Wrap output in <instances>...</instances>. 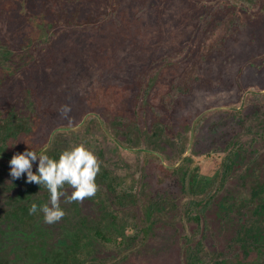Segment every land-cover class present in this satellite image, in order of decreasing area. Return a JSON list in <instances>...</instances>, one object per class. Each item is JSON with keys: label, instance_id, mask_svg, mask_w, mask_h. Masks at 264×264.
I'll list each match as a JSON object with an SVG mask.
<instances>
[{"label": "rangeland", "instance_id": "rangeland-1", "mask_svg": "<svg viewBox=\"0 0 264 264\" xmlns=\"http://www.w3.org/2000/svg\"><path fill=\"white\" fill-rule=\"evenodd\" d=\"M10 7L13 19L0 0V63L23 89L9 103L0 96V113L10 110L0 144L44 128L51 154L85 144L121 206L100 197L63 198L65 215L46 223L39 208L29 213L32 202L46 203L33 192L36 183H26L25 174L14 180L4 165L0 264H180L182 234L192 235L209 264H264V0H13ZM116 15L118 26L111 22ZM37 18L46 20L38 38L24 29ZM191 24L196 32L171 59L168 41ZM181 56L186 61L178 66ZM178 72L188 89L175 87L162 100ZM51 83L57 87L50 97ZM93 104L97 118L88 119ZM62 105L70 106L67 116ZM50 119L59 128L42 127ZM233 143L231 173L199 227L179 219L170 198L182 195L173 170L197 167L211 180ZM163 193L148 241L134 244V216ZM97 227L127 238L125 250L100 240Z\"/></svg>", "mask_w": 264, "mask_h": 264}, {"label": "trees", "instance_id": "trees-1", "mask_svg": "<svg viewBox=\"0 0 264 264\" xmlns=\"http://www.w3.org/2000/svg\"><path fill=\"white\" fill-rule=\"evenodd\" d=\"M4 4H6V8H8L9 11V18L13 19L15 17V13L14 11H10L9 9H12L13 7L11 6V3H13V0H3ZM14 6V5H13ZM46 7V5H43ZM51 12V10L49 11ZM119 16L116 15V18L112 19L111 22L113 21V23L115 24V26H118L117 21H115ZM44 18H37L32 20L31 22H27L24 25V29L25 30H29L32 31L30 35H33V37L38 38V30H40L41 27H43L45 24ZM37 22L35 25V28L33 26V23ZM238 25H233V28H237ZM196 30L194 29V26L191 24L189 26V29L184 30L183 32L176 34L173 38H171L167 45L169 47L168 54H172V58L173 60H175L173 58L174 54H177V56L180 55L181 51L183 50L184 47H186V45H184V41L186 40L187 36H189V34H193L195 33ZM138 40H136L135 44L138 42L140 43L141 37L136 38ZM38 44V43H35ZM185 57H179V60L176 61L178 62V66H183L184 62H185ZM52 66V65H51ZM53 69V80H55L54 76H56L57 74V70ZM184 72V71H183ZM183 72H178L177 74H174L172 77L171 82L169 83L168 89L166 92H164L162 94V100L164 99V97L166 96V94L169 92V90L173 89V88H177L180 92H185L188 87H189V83L187 80L186 82L183 81L186 78L182 77L181 75L183 74ZM72 71L69 73V75L71 77V80L74 78L72 76ZM199 77H201L200 74H194V78L198 79ZM14 79H13V74L12 72L8 69L6 64H1L0 63V96L5 100V103H9L11 101V99L14 98V95L17 94L19 91H21L23 89V85L22 83H18L15 84L14 83ZM21 81V80H20ZM65 87L67 86V82L65 83ZM50 87H48V92H49V96L51 97V95L53 94V88L52 87H57L55 83H51V85H49ZM64 87V86H63ZM61 88V87H60ZM68 89V86L66 88V90ZM69 90V89H68ZM47 91H44V93H46ZM9 105V104H8ZM88 106L87 112V118L88 119H95L97 118V116L93 113H90V111H96L97 110V106ZM90 107V108H89ZM4 110V109H3ZM108 110V109H107ZM111 111V109H109ZM10 111V110H9ZM8 113H0V126L5 124V125H9L10 119H7L10 115ZM7 114V115H6ZM118 119H121L123 121H125V119L119 115L116 114L115 116ZM128 120V119H127ZM5 122V123H4ZM49 127L52 129H57L58 124L56 122H54L52 119L48 120V121H44L42 127ZM27 129V128H26ZM25 129V130H26ZM26 131H31V129H27ZM20 132V131H19ZM56 133H58V131H56ZM26 136H23L20 138L19 135L20 133H15L14 137H12L11 139L17 143L16 145L15 142L13 141H9L7 140L6 143L4 144H0V167L4 166V165H8L9 164V160L12 157L13 154H15L16 152H20L23 151L27 146L36 150L37 152H39L43 146L48 142V140H50L49 137V133L46 132V128H44V132L43 133H26ZM19 137V138H18ZM12 142V144H11ZM36 144V146L34 145ZM52 145V143H51ZM234 146L236 148H234ZM52 147V146H51ZM51 147L49 148L48 154L53 157V158H58L59 155L57 156V154H51L50 150ZM237 149V146L235 143H233V148L230 149V151L227 153V155L223 158L222 163H221V168L218 171L217 175L213 178V179H207L206 177L201 178L199 176L198 173V168H194L193 170L189 171L188 170H184L183 172H180V168H176V169H172L174 172V176H175V183L179 186V188L181 189L182 195H179L180 197H170L174 206V210L176 209L175 212L180 210V213L178 214L179 219H183L184 217L187 218V220H189V222H193L196 224V228L199 227L200 225V220L203 217V214L205 213L206 208L208 207L211 199L214 197L215 193L217 191H219L224 183L226 182V180L228 179V176L231 173V169H232V165L234 163L233 161V153L234 151ZM1 162L2 165H1ZM35 164V163H34ZM173 178V177H172ZM1 180V179H0ZM95 182L97 184V191L95 193L94 196H91L88 198L89 201H91V198L94 197H100L101 201H103L104 199H109L112 203L114 204H119L121 206V197L120 195H117L116 192L112 189V185L109 183L108 181V177L107 174L102 171L100 169V171L97 173L96 177H95ZM34 189L33 192L36 195H39L41 198V200L44 199V201H46V203H48L49 201V192L46 189V187L41 184L40 186L35 184L34 185ZM41 190V191H40ZM63 191L65 192L66 196L71 194V192L73 191V188L71 186H69L67 183L64 185ZM99 191L101 193H99ZM116 194V195H115ZM183 196H187L188 198L183 201L180 202L181 197ZM63 198H65V196H62L60 198V200H63ZM166 198V193L160 194L159 196H155V197H150L147 201H144L143 203V212H139L136 216H134V218H136L134 225H132V228L134 230L133 234L129 236V239L134 242V244H137L138 240L141 243H146V241H148L149 239V234L151 232V228H153L155 221L152 219L151 221V216L153 215V206L155 205V203L157 201L159 202H165ZM179 200V201H178ZM100 201V202H101ZM99 203V202H98ZM164 213H168V211L164 212ZM186 215V216H184ZM93 217V216H92ZM89 219L93 220L91 218V216L89 215ZM148 221L147 224H143L142 222L144 221ZM151 222H152V227L149 228L151 226ZM167 224L170 223V220H165L164 221ZM195 230V229H193ZM94 233L100 237V240L102 241H110V242H117V245L120 244L121 246L118 247L120 248V252H122V250H125L126 247H124V244L127 242V238H122L120 237L118 239V237L115 235V233L109 234V233H105L102 227H97L94 231ZM181 241H180V264H209L207 261L203 260L200 258L198 251L194 250V247L192 245V235L190 234H182L181 235ZM133 244V246H134ZM132 250V248L129 249V251ZM125 254L128 251H124ZM257 264V262H256Z\"/></svg>", "mask_w": 264, "mask_h": 264}, {"label": "clouds", "instance_id": "clouds-1", "mask_svg": "<svg viewBox=\"0 0 264 264\" xmlns=\"http://www.w3.org/2000/svg\"><path fill=\"white\" fill-rule=\"evenodd\" d=\"M70 110L69 105H62L61 115L67 116ZM50 147L51 141L39 152L27 146L23 151L13 154L9 160V172L14 180L25 174L26 183H36L39 186L43 184L48 190L50 194L48 203L38 205L32 202L29 213H36L39 208L44 214V221L49 224L65 215L60 206L62 196L72 201L95 195L98 187L95 177L100 171V162L94 151L83 143L64 149L58 158L48 154ZM66 183L73 188L71 194L67 196L63 191Z\"/></svg>", "mask_w": 264, "mask_h": 264}]
</instances>
